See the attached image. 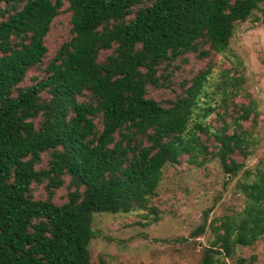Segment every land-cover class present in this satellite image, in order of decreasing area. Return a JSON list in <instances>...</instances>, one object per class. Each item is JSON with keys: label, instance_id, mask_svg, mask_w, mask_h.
Segmentation results:
<instances>
[{"label": "trees", "instance_id": "trees-1", "mask_svg": "<svg viewBox=\"0 0 264 264\" xmlns=\"http://www.w3.org/2000/svg\"><path fill=\"white\" fill-rule=\"evenodd\" d=\"M262 3L0 0V264H94L95 215L158 221L184 159L219 160L244 205L210 220L213 205L177 243L210 230L198 264H255L237 251L264 238V162L247 165L261 113L218 58Z\"/></svg>", "mask_w": 264, "mask_h": 264}, {"label": "rangeland", "instance_id": "rangeland-1", "mask_svg": "<svg viewBox=\"0 0 264 264\" xmlns=\"http://www.w3.org/2000/svg\"><path fill=\"white\" fill-rule=\"evenodd\" d=\"M69 31L70 15L64 14L57 19L48 37L51 51L63 42ZM226 56L218 58L223 68L241 69L245 76L242 93L254 97L261 113L253 155L247 160L248 167H253L260 160L264 162V3L238 27ZM219 74L215 73L212 82L218 80ZM214 89L213 85L211 92ZM235 185L236 180L228 182L217 159L203 167L190 164L186 159L181 165L167 166L156 202L161 211L160 219L155 221L147 213L96 214L94 228L98 238L92 242V261L94 264H198L202 246L213 240L211 231L198 240L190 239V243L177 242L188 238L202 224L204 212L213 205L210 220L239 210L244 199ZM193 242H197V248L193 247ZM253 256L255 264H264V238L253 246L238 248L237 257L250 259Z\"/></svg>", "mask_w": 264, "mask_h": 264}]
</instances>
